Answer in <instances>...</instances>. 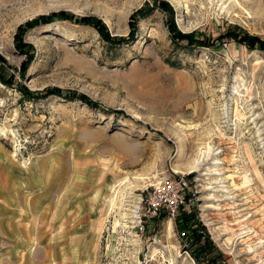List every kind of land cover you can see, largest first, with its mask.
<instances>
[{
  "label": "rangeland",
  "instance_id": "374dc122",
  "mask_svg": "<svg viewBox=\"0 0 264 264\" xmlns=\"http://www.w3.org/2000/svg\"><path fill=\"white\" fill-rule=\"evenodd\" d=\"M237 1L0 0V264H209L199 229L213 264H264V0ZM204 144L180 217L140 234L142 191Z\"/></svg>",
  "mask_w": 264,
  "mask_h": 264
},
{
  "label": "built area",
  "instance_id": "2783aa9c",
  "mask_svg": "<svg viewBox=\"0 0 264 264\" xmlns=\"http://www.w3.org/2000/svg\"><path fill=\"white\" fill-rule=\"evenodd\" d=\"M189 183L185 175L172 173L171 178L161 179L152 187H148L140 198V207L137 210L136 220L140 234H143L149 222L167 217L175 220L179 218L183 206L189 200ZM180 237L187 239L185 232ZM190 238V236H189Z\"/></svg>",
  "mask_w": 264,
  "mask_h": 264
},
{
  "label": "trees",
  "instance_id": "16d2710c",
  "mask_svg": "<svg viewBox=\"0 0 264 264\" xmlns=\"http://www.w3.org/2000/svg\"><path fill=\"white\" fill-rule=\"evenodd\" d=\"M159 4H162V3L159 2ZM136 14H139V11H136L135 13H133V15L129 18L130 19L129 22L131 24L134 23V21H133L134 19L133 18L136 16ZM55 16L59 17L60 19H64V20L70 19L68 17V15L66 13H64V12H59L57 14H51V15H47V16L40 15L37 18H34L31 21L26 22L24 24V28H26V29L32 28V27L36 26V24H38L39 22H41L43 24L49 23V22H51V20ZM81 22L82 23H86V24H90L91 23V19L83 18ZM20 29H22V27H20ZM18 36L19 35L16 34V37H18ZM128 36H130V35H128ZM107 38H108L107 40H110L109 37H107ZM218 38H221V40L222 39H225V40H230L231 39V40H234V42H236L237 44L245 45V44H247L246 40H247L248 37H236L232 33L231 34L226 33L223 36L220 35ZM251 39L255 40V38H252V37H251ZM126 40H131V37H128ZM176 40L178 42H185L186 44L193 43V44H196V45H199V46H203V47L206 45V43H204L205 39L201 40L199 38H195V34L194 33H190V34H179V33H177L176 34ZM5 70H6V67L4 65V61L0 57V79L3 80V82H5L6 84H9L11 79H12V76H10L9 77L10 79L7 80V81H4V79L1 77V75L5 72ZM21 74H23V72H21ZM48 92H51V91H48ZM184 216H185V214H184ZM183 219H184V217H183ZM201 230L202 229L191 231L190 238H188L186 240V242L190 241L191 242L190 244L192 246H194L195 249L193 250L192 255L194 256L195 259L196 258L198 259V257H202L204 260L206 259L209 262V264H213L214 260L209 258L210 256H212V253H213L211 241L208 239V237H205L203 231L201 232Z\"/></svg>",
  "mask_w": 264,
  "mask_h": 264
},
{
  "label": "bare ground",
  "instance_id": "6f19581e",
  "mask_svg": "<svg viewBox=\"0 0 264 264\" xmlns=\"http://www.w3.org/2000/svg\"><path fill=\"white\" fill-rule=\"evenodd\" d=\"M222 0H220V2H221ZM226 1H228L230 4V7H231V4L233 3V5L234 4H236V2H238L237 0H226ZM224 2V1H223ZM238 6H239V4H238ZM223 7V6H222ZM233 7V6H232ZM186 8H188V7H186ZM221 10H223V8H221ZM186 11H188V10H186ZM188 13V12H187ZM264 13V12H263ZM262 13V14H263ZM247 92H248V95L247 96H243V95H241L240 93H239V91L236 89V91H235V95H236V99H233V106H234V108H233V117L235 118L234 119V123L232 124L236 129H237V127H239L240 126V124L243 122V120H246V116H245V113H244V107H242L241 109H240V106H239V101H241V103H240V105H242L243 103L242 102H245L246 103V98H250L251 97V94H250V91H248V90H246ZM221 113H222V115H223V119H225V120H228V119H230L229 118V114H228V111H227V109H222L221 110ZM221 115V116H222ZM229 121V120H228ZM227 121V122H228ZM230 122V121H229ZM231 122H232V120H231ZM226 123V122H225ZM244 125V124H243ZM259 133V132H258ZM258 137H260V135L258 136ZM260 141H263V140H260ZM205 145V144H204ZM211 144H206L204 147H199L198 148V152H199V158H197V159H195L193 162H191V164H189V165H187L188 167L186 168V169H182V168H180V167H176L177 168V170L179 171V172H181V173H183V175H185V174H187V173H191V172H196L197 170H198V168H199V166H200V161H203L204 159H206L207 161H208V159L210 158V157H212V154H213V148L210 146ZM215 150V149H214ZM217 155V154H216ZM183 156V155H182ZM215 156V155H214ZM214 158V157H213ZM211 159V158H210ZM204 162V161H203ZM215 163H218V161L217 162H215ZM214 163V164H215ZM203 164H205V163H203ZM207 164H209V162L207 163ZM220 164V163H219ZM212 165H213V163H212ZM215 168H216V166H215ZM218 168V167H217ZM209 169V168H208ZM207 169V170H208ZM206 170V171H207ZM210 170V169H209ZM215 170V169H214ZM186 171V172H185ZM217 171V170H216ZM206 173H208V172H206ZM212 174V173H211ZM214 174H215V172H214ZM219 174H220V171H219ZM216 175V174H215ZM207 176V175H206ZM209 176V175H208ZM210 176H212V175H210ZM217 176H218V174H217ZM215 178V177H214ZM214 178H211V179H213V180H215ZM219 179V178H218ZM220 180V179H219ZM222 180H220V182H221ZM213 182V181H212ZM127 183V182H126ZM129 183V182H128ZM214 183H216V182H214ZM210 184V183H209ZM124 185V184H123ZM128 187H130V185H128V184H126ZM127 186H124V188L125 187H127ZM223 187V186H222ZM214 188V187H213ZM125 190H127V189H124V190H118L117 192H115V194H112V196H111V198L109 199V201H108V203H109V207H111V211L114 209V210H118L119 211V209L122 207V203H123V200L125 199ZM220 189H218V191H219ZM224 190V189H223ZM113 191H115V190H113ZM213 191H215V190H213ZM222 191V190H221ZM225 191V190H224ZM223 191V192H224ZM216 193V192H215ZM222 193V192H221ZM129 206V205H128ZM134 213V212H133ZM136 213V212H135ZM134 213V214H135ZM123 215V214H122ZM125 216H126V214H125ZM124 217V216H123ZM152 261H154V260H152Z\"/></svg>",
  "mask_w": 264,
  "mask_h": 264
}]
</instances>
